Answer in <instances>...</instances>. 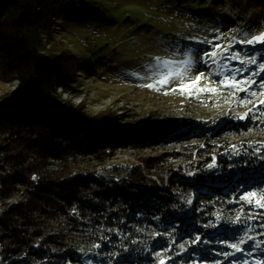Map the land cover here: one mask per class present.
Segmentation results:
<instances>
[{
	"label": "rangeland",
	"instance_id": "374dc122",
	"mask_svg": "<svg viewBox=\"0 0 264 264\" xmlns=\"http://www.w3.org/2000/svg\"><path fill=\"white\" fill-rule=\"evenodd\" d=\"M53 23L45 55L69 52L79 63L75 93L57 90L63 100L83 104L91 115L109 109L125 125H147L149 118L175 120L179 123L175 133L180 135L154 148L187 149L182 151L184 159L171 167L180 174L177 181L144 197L152 213H142L138 200L129 201L121 194L109 198L111 207L99 215L103 225L96 229L103 243L97 251L80 248L71 253L74 264H89L90 258L104 264H264V208L241 200L248 192L264 190V105L259 103L264 100L260 95L264 42L247 43L264 33V15L254 19L250 10L233 0H68ZM212 62L218 81L205 69ZM157 66L186 72L189 78L203 73L198 87L217 91L192 96L169 92L178 78L156 89L143 87L153 82ZM226 76L247 81L240 86L248 90L222 87L220 81ZM16 86L13 79H0V100ZM249 109L245 119L238 118ZM213 135L215 143H209ZM235 152L247 158L239 168L247 166L248 173L236 182L235 178L222 180L215 155L229 157ZM159 153L151 147L137 153L118 152L95 168V177L109 186L122 185L131 163L137 165L138 158ZM235 162L229 159L227 167ZM227 183L235 191L226 203L231 207L210 212L200 203L198 211H192L194 194L202 186L204 190V184L225 188ZM137 218L146 223L135 225ZM61 262L60 254L8 261L0 256V264Z\"/></svg>",
	"mask_w": 264,
	"mask_h": 264
},
{
	"label": "trees",
	"instance_id": "16d2710c",
	"mask_svg": "<svg viewBox=\"0 0 264 264\" xmlns=\"http://www.w3.org/2000/svg\"><path fill=\"white\" fill-rule=\"evenodd\" d=\"M67 1L0 0V79L17 81L13 93L0 100L2 261L60 254L61 264H74L71 253L80 248L97 251L103 243L96 230L103 225L99 215L111 207L109 198L121 194L129 201L138 200L142 213H152L144 197L177 181L180 174L171 167L184 159L182 151L187 150L154 148L174 142L180 135L175 133L179 129L175 120L149 118L147 125H125L109 109L91 115L83 104L61 98L58 89L75 93L79 63L69 52L45 55V45L52 39L53 21ZM233 2L250 10L254 19L264 15V0ZM166 132L171 135L166 137ZM149 147L160 153L138 158L137 165L131 163L126 183L109 186L95 177V168L114 154ZM231 158L235 166L228 168L226 162ZM246 159L239 152L229 157L215 155L221 179L235 178L236 182L245 177L248 167L239 168V164ZM204 185V190L202 186L194 194V213L200 203L210 212L231 207L226 203L235 191L228 183L225 188ZM134 222L139 227L146 223L144 218ZM87 263L104 264L96 258Z\"/></svg>",
	"mask_w": 264,
	"mask_h": 264
},
{
	"label": "snow or ice",
	"instance_id": "6c2138e0",
	"mask_svg": "<svg viewBox=\"0 0 264 264\" xmlns=\"http://www.w3.org/2000/svg\"><path fill=\"white\" fill-rule=\"evenodd\" d=\"M253 42H264V33L260 34L259 36L253 37L252 40L247 41V43L249 44ZM216 54H217L216 52H213L211 53V56L214 58ZM251 62L255 63V60L253 59ZM164 63H168V62H164ZM184 63L187 64L188 61H184ZM202 77H203V73L195 75L194 78H189L186 72H173L168 70H160L159 66H157L156 68L153 69V75L151 77L153 82L146 83L143 85V87H146L148 89H156L157 85L166 86L170 83L171 80L178 78L175 87L168 89L169 92H175V91H180L181 93L186 92L188 93L189 96H192L193 92H195L196 94L202 92H209V93L216 92L217 89L214 87H210V86H205L203 88L198 87ZM243 83H247V81H236L227 76L220 81V85L222 87H232L236 91H247L248 89L240 86ZM165 94L168 93L165 92ZM252 95L255 96L256 93H252ZM260 95L264 96V92L260 93ZM259 103L264 105V100H260ZM253 107H255V105ZM251 111L252 109H249L248 112L241 114L238 118L241 120L245 119V117L248 116V114ZM261 115H264V113H261ZM258 118L259 117H257V119ZM241 200H244L250 204L255 203L256 206L264 208V190L260 192H248L246 195L241 196ZM197 239H199V237H197ZM231 247L235 248L237 251L240 250L236 244H232ZM161 264H164V262L161 261Z\"/></svg>",
	"mask_w": 264,
	"mask_h": 264
},
{
	"label": "bare ground",
	"instance_id": "6f19581e",
	"mask_svg": "<svg viewBox=\"0 0 264 264\" xmlns=\"http://www.w3.org/2000/svg\"><path fill=\"white\" fill-rule=\"evenodd\" d=\"M205 69L207 70L208 74L210 75V77L212 79H214L215 81H218L219 80V77H218V74L217 72L215 71V66H214V63H207L205 65ZM63 257H60V259H62Z\"/></svg>",
	"mask_w": 264,
	"mask_h": 264
}]
</instances>
